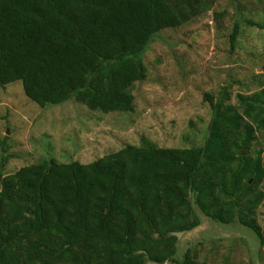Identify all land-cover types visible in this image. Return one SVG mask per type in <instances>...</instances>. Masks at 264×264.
Here are the masks:
<instances>
[{
  "label": "trees",
  "instance_id": "1",
  "mask_svg": "<svg viewBox=\"0 0 264 264\" xmlns=\"http://www.w3.org/2000/svg\"><path fill=\"white\" fill-rule=\"evenodd\" d=\"M215 2L0 0V88L20 81L41 107L75 99L92 111L132 112L153 37ZM239 34L237 23L232 49ZM228 89L205 93L212 117L198 146L128 144L91 163L49 157L7 175L4 154L0 264H214L192 247L176 258L179 234L198 228L201 214L262 240L264 155L252 147L264 131V88L237 94V104Z\"/></svg>",
  "mask_w": 264,
  "mask_h": 264
},
{
  "label": "rangeland",
  "instance_id": "2",
  "mask_svg": "<svg viewBox=\"0 0 264 264\" xmlns=\"http://www.w3.org/2000/svg\"><path fill=\"white\" fill-rule=\"evenodd\" d=\"M247 20L264 24V0H216L200 17L156 34L143 55L149 71L133 88L132 112L92 111L75 99L41 107L20 81L0 88V141L7 148L4 153L0 144V166L7 155L3 175L49 157L91 163L128 144H203L212 117L205 93L217 96L227 87L229 102L237 104V94L264 88V29ZM237 23L240 34L232 49ZM254 150L264 155V131L257 132ZM201 216L198 228L179 234L176 258L192 247L209 263L264 264V199L257 211L262 240L238 222L226 225Z\"/></svg>",
  "mask_w": 264,
  "mask_h": 264
}]
</instances>
